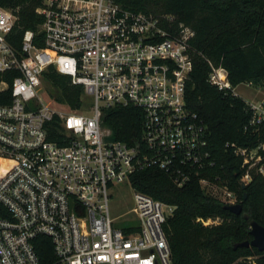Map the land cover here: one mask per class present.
<instances>
[{
    "label": "built area",
    "instance_id": "built-area-1",
    "mask_svg": "<svg viewBox=\"0 0 264 264\" xmlns=\"http://www.w3.org/2000/svg\"><path fill=\"white\" fill-rule=\"evenodd\" d=\"M34 9L42 44L25 28L14 49L16 15L0 5V264H171L162 224L173 205L131 187L130 218L120 220L109 212V187L146 167L179 186L213 164L205 125L184 104L193 29L115 0H39ZM208 63L207 80L235 93L225 69ZM50 67L89 100L79 109L54 102L42 86ZM245 101L244 128L253 131L264 123V97ZM125 105L142 111L140 143L113 138L102 122L105 108ZM229 145L241 156V182L250 169L264 174V140ZM198 181L235 201L225 185ZM39 235L50 242L45 262Z\"/></svg>",
    "mask_w": 264,
    "mask_h": 264
},
{
    "label": "trees",
    "instance_id": "trees-1",
    "mask_svg": "<svg viewBox=\"0 0 264 264\" xmlns=\"http://www.w3.org/2000/svg\"><path fill=\"white\" fill-rule=\"evenodd\" d=\"M121 6L173 14L193 29L190 39L191 68L184 85L186 109L205 125L207 148L213 164L182 185L157 167H146L129 175L131 187L173 205L162 224L171 264H264V253L252 245H235L249 240V220L264 226V174L250 169L241 186L244 167L241 156L229 145L254 146L264 140V123L253 131L245 129L250 115L246 101L236 93L218 89L207 80L212 65H221L232 86L246 82L264 86V0H115ZM39 0H0L16 15L8 34L14 49L21 32L33 30V43L42 44L35 11ZM46 93L54 102L79 109L82 88L67 74L49 68L43 74ZM102 122L112 137L127 144L140 143L142 111L134 105L105 108ZM227 143L228 145H225ZM4 163L0 160V174ZM206 178L235 193L241 211L224 208L226 201L208 193L198 181ZM0 214L4 207L0 204ZM246 217H245V216ZM210 219L208 223L202 220ZM35 250L41 261L51 257L49 239L36 238ZM253 257V259L251 258Z\"/></svg>",
    "mask_w": 264,
    "mask_h": 264
},
{
    "label": "rangeland",
    "instance_id": "rangeland-1",
    "mask_svg": "<svg viewBox=\"0 0 264 264\" xmlns=\"http://www.w3.org/2000/svg\"><path fill=\"white\" fill-rule=\"evenodd\" d=\"M42 86H44L43 83ZM234 90L235 93H237L240 97L254 103L258 102L264 97V86L260 85L258 86L246 82H240L234 86ZM81 97L83 101L89 100L88 95H81ZM203 188L208 193L226 201L227 197L221 188L212 186L210 184H205ZM131 190V186L126 182H119L109 187V212L111 215H118V219L120 220H124L126 217L130 218V213L127 210L131 204ZM251 258L253 259V257Z\"/></svg>",
    "mask_w": 264,
    "mask_h": 264
},
{
    "label": "water",
    "instance_id": "water-1",
    "mask_svg": "<svg viewBox=\"0 0 264 264\" xmlns=\"http://www.w3.org/2000/svg\"><path fill=\"white\" fill-rule=\"evenodd\" d=\"M243 185H244V182H241V186ZM223 206L224 208L234 213H239L241 211L240 202L225 203ZM249 233L251 235L249 240H243L241 242H236L234 246L235 245H252V246H255L258 250H262L264 253V226L257 223L255 220H249Z\"/></svg>",
    "mask_w": 264,
    "mask_h": 264
},
{
    "label": "crops",
    "instance_id": "crops-1",
    "mask_svg": "<svg viewBox=\"0 0 264 264\" xmlns=\"http://www.w3.org/2000/svg\"><path fill=\"white\" fill-rule=\"evenodd\" d=\"M235 86V85H234ZM235 91V90H234ZM237 94V93H236ZM244 99V98H243ZM244 100H247V99H244Z\"/></svg>",
    "mask_w": 264,
    "mask_h": 264
}]
</instances>
